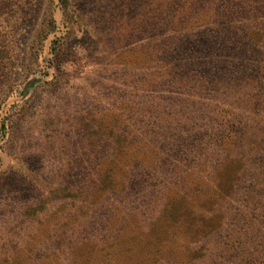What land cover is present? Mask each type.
<instances>
[{"label": "rangeland", "instance_id": "374dc122", "mask_svg": "<svg viewBox=\"0 0 264 264\" xmlns=\"http://www.w3.org/2000/svg\"><path fill=\"white\" fill-rule=\"evenodd\" d=\"M0 264H264V0H0Z\"/></svg>", "mask_w": 264, "mask_h": 264}]
</instances>
